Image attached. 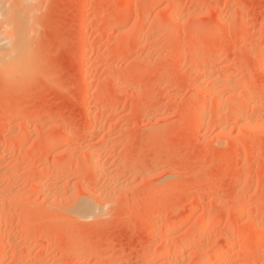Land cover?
<instances>
[{
	"label": "rangeland",
	"instance_id": "rangeland-1",
	"mask_svg": "<svg viewBox=\"0 0 264 264\" xmlns=\"http://www.w3.org/2000/svg\"><path fill=\"white\" fill-rule=\"evenodd\" d=\"M0 264H264V0H0Z\"/></svg>",
	"mask_w": 264,
	"mask_h": 264
},
{
	"label": "bare ground",
	"instance_id": "bare-ground-1",
	"mask_svg": "<svg viewBox=\"0 0 264 264\" xmlns=\"http://www.w3.org/2000/svg\"><path fill=\"white\" fill-rule=\"evenodd\" d=\"M84 204H85V202H84ZM84 206V205H83ZM85 206H87V205H85Z\"/></svg>",
	"mask_w": 264,
	"mask_h": 264
}]
</instances>
